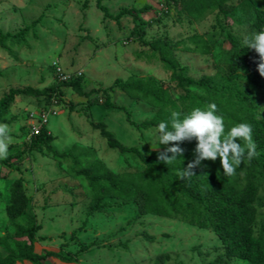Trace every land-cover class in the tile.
I'll list each match as a JSON object with an SVG mask.
<instances>
[{
  "label": "rangeland",
  "instance_id": "374dc122",
  "mask_svg": "<svg viewBox=\"0 0 264 264\" xmlns=\"http://www.w3.org/2000/svg\"><path fill=\"white\" fill-rule=\"evenodd\" d=\"M254 1L264 11V0ZM234 4L237 8L229 20L220 16L216 21L217 12L208 11L204 18L195 21L180 5L177 12L172 0H101L113 17L123 8L148 6L149 10L138 14L134 22L126 14L118 21L105 17L96 7V0H0L3 35L15 34L40 18L33 28L35 33L28 32L26 44L11 45L12 54L0 47V98L10 88L43 91L59 80L78 77L83 92L89 93L80 96L65 88L64 95L52 99L48 106L44 97L20 95L14 99L6 122H1L11 126L14 143L8 150L9 163L0 161V238L5 237L13 246L15 229L8 222L5 209L11 183L21 179L29 202V219L39 227L34 237L35 253L51 251L73 257L70 263L49 258L46 264H213L222 256L221 243L210 230L180 218L140 215L132 203L121 206L119 199L103 197L102 201L110 203V207L89 215L93 191L83 177L75 174L98 162L115 174L143 169L135 155L107 145L94 127L98 122H104L120 144L138 148L143 156L167 147L159 145L157 128L138 131L126 120L127 114L137 124L149 120L157 107L130 98L115 82L152 81L176 101L182 94L158 53L141 44L137 35L141 34L148 43L167 41L172 57L179 66L187 67L188 76L208 75L225 81V53L230 48L227 33L242 46L243 35L255 33L250 28L255 18L252 3ZM195 35L201 36L203 42H193ZM253 71L254 68L241 65L231 84L240 91L250 88L255 92L256 107L247 113L264 123V81L258 82L260 86L252 85ZM191 90L202 94L201 90ZM105 99L115 107L104 108ZM178 107L179 113L185 112L182 104L178 103ZM42 114V123L53 137L50 147L56 154L43 147L21 152L33 128L41 124ZM180 146L185 149L184 155L190 153V142ZM20 152L22 155L16 160L14 155ZM239 167L237 176L241 178L246 172L245 164ZM258 182L252 224L255 237L262 234L264 222V179L259 178ZM15 223L30 225L20 219ZM84 247L88 250L80 252ZM0 253L5 255L1 244ZM227 263L247 264L237 258Z\"/></svg>",
  "mask_w": 264,
  "mask_h": 264
},
{
  "label": "trees",
  "instance_id": "16d2710c",
  "mask_svg": "<svg viewBox=\"0 0 264 264\" xmlns=\"http://www.w3.org/2000/svg\"><path fill=\"white\" fill-rule=\"evenodd\" d=\"M249 1L253 5L255 18L250 24L252 31H264V11L257 7L254 0H172L173 7L179 12V5L182 11L188 13L190 18L198 21L209 13L216 11V21L221 16L224 20H229L234 14V2L242 3ZM96 7L100 9L104 16L118 21L121 15L132 16L133 21L138 20V14H143L149 10L148 6L140 9L123 8L116 16H112L107 7L101 5V0H96ZM40 18L32 22L15 34H1L0 47L12 54L11 45L26 44L28 32L33 31L34 26ZM221 29H223L221 27ZM137 34V33H136ZM139 42L148 45L153 51L158 53L159 59L170 71V79L175 81L177 87L182 91L178 101L169 96V93L162 86H158L152 81H142L136 79L130 82H115L120 89L132 99L148 101L157 107V111L151 119L139 124L130 120L129 114L126 120L129 125L136 130H147L157 128L161 121H167L171 128V113L178 112V103L182 104L181 119L188 115L194 108H205L210 103H215L219 109L217 114L224 117L225 134L236 124L249 123L252 126V138L257 145L259 155L252 160L245 158V175L239 178L237 172L232 176L223 175L219 159L216 161H203V174L197 169V175L189 179L181 180L176 172L178 169L186 167L187 163L193 159V152L196 141L192 140L189 154L179 157L172 165H165L158 160V152L153 150L149 156H143L136 147H125L118 142L114 135L107 130L104 122L94 125L99 130V134L106 140L107 145L112 149H117L121 153H132L143 164L142 171L115 174L110 171L102 162L93 163L76 171L77 176L83 177L93 191V199L88 207V214L101 213L110 207V203L102 201L105 199H119L121 206L132 203L140 215L162 216L167 218H180L182 221L196 225L197 227L210 230L219 239L223 255L218 257L213 264H228L232 258L245 260L247 264H264V222L262 224V234L255 237L253 235L252 224L256 217L254 203L258 198L259 178L264 179V123L255 119L248 109L255 108V92L250 88L244 91L238 90L231 83L241 65L254 68L250 83L260 86V81H264L257 71L259 61L258 54L254 50L248 49L238 43L236 37L227 33V41L230 48L226 51V62L228 72L222 78L202 75L199 78L188 76L187 67L180 64L172 57L170 45L167 41H155L148 43L142 40L141 34L137 35ZM193 42H203L199 35L192 36ZM80 77L66 81L59 80L53 86L43 91L32 87L10 88L6 94L0 98V123L6 122L10 106L17 96H31L39 99L44 97L46 106L53 103L52 99H59L64 95L65 88H71L80 96H87L80 85ZM191 88L201 90L202 94L194 92ZM45 106V107H46ZM104 108L115 107L108 99L103 103ZM123 107H119L122 109ZM244 108H246L244 111ZM180 111V110H179ZM29 130V127H28ZM28 144L21 152L29 150H39L40 147L53 152L50 144L53 140L51 133L45 125L38 128L37 133H31ZM237 143H243L236 141ZM21 152L14 155L18 160ZM56 154L55 152H53ZM62 158L65 155H59ZM10 157L1 161L8 164ZM29 202L25 195L24 186L21 179L13 181L9 187V199L6 206V216L8 222L14 227L13 246L7 243L5 237L0 238L5 255L0 253V264H16L27 262L30 264H46L49 258H56L62 262L70 263L73 257L65 258L57 253L48 251L44 254H37L34 251V237L39 227L34 221L29 219ZM29 221V226L15 223L17 220ZM25 240H22V239ZM88 247L79 249L85 252ZM161 259V256L158 257ZM180 264V263H178ZM212 264V263H210Z\"/></svg>",
  "mask_w": 264,
  "mask_h": 264
},
{
  "label": "clouds",
  "instance_id": "9594fccd",
  "mask_svg": "<svg viewBox=\"0 0 264 264\" xmlns=\"http://www.w3.org/2000/svg\"><path fill=\"white\" fill-rule=\"evenodd\" d=\"M242 43L250 50H254L259 57L257 71L264 77V31L245 34ZM264 111V108H261ZM219 109L215 103L205 108L196 107L181 119V113H171V128L167 121H161L156 129L159 145L167 146L158 152V160L165 165H172L179 157H183L185 149L180 145L187 141H196L193 159L186 167L178 169L176 174L181 180L197 175V169L203 174V161L219 159L223 175L232 176L247 158L257 157V145L252 138V126L249 123H239L225 134L224 117L217 114ZM45 125V124H44ZM11 126L0 123V160L7 159L8 150L14 138ZM244 141V144L236 141Z\"/></svg>",
  "mask_w": 264,
  "mask_h": 264
},
{
  "label": "built area",
  "instance_id": "2783aa9c",
  "mask_svg": "<svg viewBox=\"0 0 264 264\" xmlns=\"http://www.w3.org/2000/svg\"><path fill=\"white\" fill-rule=\"evenodd\" d=\"M45 115V114H44ZM44 115L42 114V118H41V124L36 128L35 127V129L33 128V134L34 133H37V131H38V128L41 126V125H44L43 123H45V119H44ZM43 122V123H42Z\"/></svg>",
  "mask_w": 264,
  "mask_h": 264
}]
</instances>
